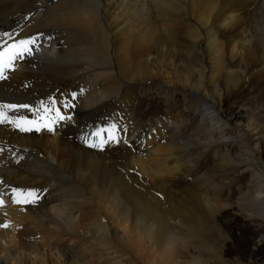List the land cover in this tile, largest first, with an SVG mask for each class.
I'll return each mask as SVG.
<instances>
[{
  "label": "bare ground",
  "instance_id": "obj_1",
  "mask_svg": "<svg viewBox=\"0 0 264 264\" xmlns=\"http://www.w3.org/2000/svg\"><path fill=\"white\" fill-rule=\"evenodd\" d=\"M0 52V264H264V0H0ZM150 93L189 114L76 136Z\"/></svg>",
  "mask_w": 264,
  "mask_h": 264
},
{
  "label": "rangeland",
  "instance_id": "obj_2",
  "mask_svg": "<svg viewBox=\"0 0 264 264\" xmlns=\"http://www.w3.org/2000/svg\"><path fill=\"white\" fill-rule=\"evenodd\" d=\"M27 17L30 18V15H27ZM31 39H33V37H28V38H26V41L27 40H31ZM58 92L59 91L57 90L56 93H58ZM70 92H72V89L70 91H68L67 95L64 96V97L65 98H71V93ZM175 96L169 102L167 101V99L163 98L162 96H160V95H158L156 93H150L149 95L147 94L145 96H139V95L135 96V95H133V96L130 97L129 101H126L124 103L123 102H119L120 99L118 100L119 103H116L117 100L115 102L113 100V102H111V103H113V104L115 103V108L110 109L109 111H110V113L113 112L114 114L112 113L111 116H105L106 120H104V121L103 120L102 121L99 120V117H98L99 114H97V117H95L97 122H94L93 118H91L90 122L88 123L90 126L87 123L86 124L83 123L82 126L80 128H78V130H76V136L78 138L81 137L82 138L81 141H84V142L86 141L87 143H91L89 141V139H88L89 134H90L91 138L93 139L95 137V135H97V134L99 135L100 134L99 133L100 130L101 131H104V130L106 131L107 128L109 127V125L110 126L112 125L114 127V129L117 128V124H113V123H115L114 122L115 120L118 121L119 125L123 124V126H125V127H127V125H128L127 128H131V130L133 132L132 126H133L134 129L136 127H137L136 129L139 128L138 126H136V124H134V122H136V121H137L136 123H138L140 121L139 124L144 126L143 128L147 129V127L150 126V125H152L154 127L158 126L157 123L153 122L155 119L159 120V119H164V118H172L174 120L176 118H179V116H181V115L186 117L189 113L187 112V110L185 108V105H183V103L185 102L184 99L180 95H175ZM52 102L54 104H56V105L54 106L52 104ZM118 104H120V105H118ZM125 104H126V106H125ZM49 105L50 106L53 105V106H51V108H50ZM43 106H45V107H43ZM46 106L49 107V108H47ZM54 107H55V109H54ZM45 109H47V110H45ZM49 109L52 110L51 113L47 112V111H50ZM34 110H35L36 114L35 113L33 114V116H35V117L32 116V119H33L32 125L34 124L32 127H35L37 125L39 115L40 114H45V112H46L45 115L48 114L47 115L48 118L51 119L52 115H53L52 118H56L57 114L56 115H54V114L55 113H59L58 111H60V100L56 99L55 101L53 100L51 102L50 101H48V102L46 101V102H44L41 105V107L36 108ZM53 111H56V112H53ZM101 113H102V111H101ZM49 114H51L50 117H49ZM151 119H154V120H151ZM36 120H37V122H36ZM143 120H144V122H143ZM99 121H101V122H99ZM111 121H112V124H111ZM195 121H196V119L193 121V123ZM147 123H149V124H147ZM105 125H108V126H105ZM100 127L103 128V129H101ZM143 128H140V130L139 129L136 130V131H138V134L142 135L146 131V130L144 131ZM86 134H87V136H86ZM120 144H125V143L120 142ZM221 148H223V146H221L220 149ZM235 152L236 151L234 149L231 150V153L234 154ZM209 165H210L209 161H206V162L203 163L202 166L204 167V169H207ZM193 178H194V175L192 176V180H193ZM181 179L182 180L179 179L178 182H177V184L179 186H182L183 184L188 183L187 181H189L187 178H184L182 176H181ZM249 180H250V174L249 173H244V174L240 173V174H238V179L236 181L230 183L229 189L225 188L223 193L220 195V196H222L221 198H223L222 200L228 198V199H230L231 203L236 202L237 201L236 197H238V193H239L238 192V188L240 186H248ZM49 189L50 188H47L45 191L49 192ZM37 192H35V194H37V195H35L34 193H32L33 195H31V196L27 195L28 202H27L26 205L32 207L33 209L39 207V205L47 198L46 196H48L46 192H43V191H37ZM41 194H42V196H41ZM32 196H34V198ZM34 200H35V202H32ZM28 206H26V207H28ZM234 217H235V214L232 212L231 215L226 216L222 220V224L226 225L231 220H233ZM258 219L260 220L259 222L264 225V220L261 217H258ZM237 225L238 226L241 225V222L238 221ZM238 226H236L235 224L232 225V228L235 229L233 234L238 238V243H237L236 247H231V249L232 250L233 249L236 250L240 255H244L245 258L249 257L250 254H253V253L257 254L255 259L260 261L264 257V248L262 246V245H264V240H263L262 244H259V245H257L255 247L256 236H255L254 233L251 232L252 230L249 231L248 229H246L247 231L245 230L246 233L244 234V233H242L241 229H244L245 227L241 226L239 228ZM258 250H262L260 252V255H258V253H259Z\"/></svg>",
  "mask_w": 264,
  "mask_h": 264
},
{
  "label": "snow or ice",
  "instance_id": "obj_3",
  "mask_svg": "<svg viewBox=\"0 0 264 264\" xmlns=\"http://www.w3.org/2000/svg\"><path fill=\"white\" fill-rule=\"evenodd\" d=\"M25 43H32V41H20V44H25ZM24 51H26V52H28V54H31V51H30V49H24ZM18 55H20V53H16V52H14L13 54H12V57H11V59H14V58H16ZM3 67H4V54L2 53V52H0V72H2V70H3ZM11 107H14V106H11ZM24 107H26V106H24ZM57 116L60 118V119H63L64 117H60L59 116V113H57ZM69 119H70V117H69ZM98 135V134H97ZM111 138V137H110ZM28 195L29 196H31L32 195V193L30 192V193H28ZM3 203V201H0V204H2ZM3 227H7L8 225L7 224H4V225H2Z\"/></svg>",
  "mask_w": 264,
  "mask_h": 264
}]
</instances>
